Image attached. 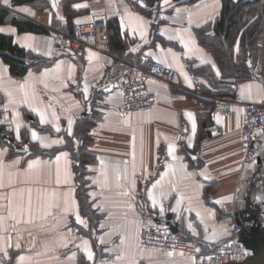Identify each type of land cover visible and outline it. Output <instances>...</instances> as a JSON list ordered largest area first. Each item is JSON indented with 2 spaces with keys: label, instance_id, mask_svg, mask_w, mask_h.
Returning a JSON list of instances; mask_svg holds the SVG:
<instances>
[{
  "label": "crops",
  "instance_id": "crops-1",
  "mask_svg": "<svg viewBox=\"0 0 264 264\" xmlns=\"http://www.w3.org/2000/svg\"><path fill=\"white\" fill-rule=\"evenodd\" d=\"M0 10V34L36 58L15 73L0 58V130L17 144L44 149L68 138L75 151L94 157L84 166L86 217L69 150L8 157L0 145V264H195L183 252L140 247L141 227L163 214L171 215L176 234L204 251L236 236L251 254L256 237L241 228L251 210L264 205V136L255 139L258 162L244 163L242 110L209 113L219 94L259 100L264 61L262 53L250 57L245 79L220 75L198 37L213 33L221 0H159L155 9L146 0H2ZM98 17L108 24L107 47L89 45L76 54L58 44L74 24ZM15 19L45 31L21 30ZM151 61L177 76L169 84L149 78L153 107L120 113L119 80L149 73ZM185 65L199 84L184 73ZM213 125L219 133L208 129ZM33 131L40 139H32Z\"/></svg>",
  "mask_w": 264,
  "mask_h": 264
},
{
  "label": "built area",
  "instance_id": "built-area-1",
  "mask_svg": "<svg viewBox=\"0 0 264 264\" xmlns=\"http://www.w3.org/2000/svg\"><path fill=\"white\" fill-rule=\"evenodd\" d=\"M2 0H0V4ZM58 44L67 47L73 53H80L85 46H93L102 49L108 45L107 21L103 17L94 19L90 24H74L71 31L65 37H58ZM256 45L262 50L264 61V43L258 40ZM26 62H33L36 58L24 57ZM149 73L143 72L134 78H122L118 87L121 94L119 111L122 114L149 110L154 105V95L148 88V79L152 78L161 83L169 84L177 76V71L159 61H151ZM184 73L194 84H199V77L194 73L191 66L185 65ZM12 79H22L19 75H12ZM263 85V95L259 100L248 101L239 94H221L213 97L212 109L209 113L211 118L217 115L229 116L234 108L242 110V123L240 126V142L243 147V162L255 163L258 152L254 146L257 135L264 136V65L260 75ZM99 104L104 100L99 99ZM208 129L219 133V126H210ZM166 217L158 215L154 222L144 224L141 227L139 245L145 249L159 251H179L190 255L196 264H224L238 262L245 258L246 252L235 242L229 239L220 242L210 251L205 252L190 239L172 233L168 229L161 228L165 224ZM111 264V262L109 263Z\"/></svg>",
  "mask_w": 264,
  "mask_h": 264
},
{
  "label": "trees",
  "instance_id": "trees-1",
  "mask_svg": "<svg viewBox=\"0 0 264 264\" xmlns=\"http://www.w3.org/2000/svg\"><path fill=\"white\" fill-rule=\"evenodd\" d=\"M18 1V0H14ZM187 2L195 0H186ZM150 6L154 0H146ZM5 15L4 10H0V21ZM16 25L21 30L42 33L44 28L30 21L15 19ZM108 31V24H107ZM262 39L264 41V0H221V11L219 17L213 24V33L204 34L198 37L199 43L208 49L216 63L220 64V75L224 78L234 77L235 79H245L250 77L248 65L246 64L247 53L250 57L260 56L261 50L256 46V42ZM238 42L239 51L237 54L233 51L234 43ZM24 57H26L23 49L12 45L10 38L0 34V58L9 65L12 73L24 68ZM24 68V69H23ZM13 140V138H11ZM14 141V140H13ZM15 142V141H14ZM1 146L9 149L10 154L13 153L12 148L0 141ZM28 156H50L60 149L70 151L72 158L77 164L73 166L77 186V198L81 209V214L89 216V202L86 196V174L85 164L91 163L94 157L91 154L84 153L78 149L74 150V145L66 138L63 145L50 149H34L30 143ZM81 163L83 166H80ZM203 250V249H201Z\"/></svg>",
  "mask_w": 264,
  "mask_h": 264
},
{
  "label": "water",
  "instance_id": "water-1",
  "mask_svg": "<svg viewBox=\"0 0 264 264\" xmlns=\"http://www.w3.org/2000/svg\"><path fill=\"white\" fill-rule=\"evenodd\" d=\"M159 3V0H154L152 4V8L155 9ZM246 64L250 66V53H247V58H246ZM91 101V100H90ZM0 141L5 143L7 146L12 148L13 153L15 154H25L28 153L30 150V146L28 142H24L23 144H17L15 143L11 138L7 137L4 135V130H0ZM248 218V217H246ZM167 222L165 225H162V228H168L171 230L173 233L176 232V230L173 228L172 224L170 223L171 220V215L168 214L166 216ZM254 219L253 218H248L244 220L245 224L243 223L241 228V231H245L247 234H249L251 237L255 238L256 242L255 247L253 248L251 254H247L244 259L238 261V262H229V263H224V264H264V242L262 241V236L263 234H258L257 232H253L250 230V227L253 223ZM238 223H240L238 221ZM245 229V230H243ZM236 230H240V228L237 226ZM239 232V231H238ZM236 237V236H235ZM234 237V240L236 244L239 247H242L237 240V238ZM243 245V244H242ZM246 248H249L247 245H244ZM258 248V249H257ZM243 249V248H242Z\"/></svg>",
  "mask_w": 264,
  "mask_h": 264
},
{
  "label": "rangeland",
  "instance_id": "rangeland-1",
  "mask_svg": "<svg viewBox=\"0 0 264 264\" xmlns=\"http://www.w3.org/2000/svg\"><path fill=\"white\" fill-rule=\"evenodd\" d=\"M32 147H34V149H36V150H38V148L44 149L42 147H38L34 143H32ZM7 152H8V154H7L8 157L11 156V155H13V154H10L9 149L7 150ZM27 154H29V153L18 154V155L25 156ZM29 157H33V156H30L29 155ZM79 164H80V166H83L81 163H79ZM257 210H258V212H257ZM248 218H253L254 219V221H253V223H252V225L250 227V230L253 231V232L254 231L257 232L258 234H263V236H262L261 239L264 242V205H259V207L257 209L251 210ZM248 218H246V219H248ZM246 219H244V220H246Z\"/></svg>",
  "mask_w": 264,
  "mask_h": 264
},
{
  "label": "snow or ice",
  "instance_id": "snow-or-ice-1",
  "mask_svg": "<svg viewBox=\"0 0 264 264\" xmlns=\"http://www.w3.org/2000/svg\"><path fill=\"white\" fill-rule=\"evenodd\" d=\"M5 2H7V0H5ZM165 2L167 3V0H165ZM24 11H27V9H24ZM0 31H3V29H0ZM141 35H143V33H141ZM86 92H87V86H85V93H86ZM189 116H190V114H189ZM41 122H42V123L44 122V117H43V116H41ZM69 124L71 125V120H69ZM69 134H71V130H70V129H69ZM32 139H33V140L40 139V138L37 136V133H36L35 131L32 132ZM61 142H62V141H52V143H61ZM41 145L44 146V147H49V146H50V144H46V143H44L43 141H41ZM172 151H173V148H172V146L170 145V146H169V153H171ZM64 155H66V154H64ZM57 159H59V157H57ZM31 166H32V165L30 164L29 167H31ZM157 183H159V182H157ZM153 187H155V185H153ZM149 199H151L152 202H153V205H155L156 201H155V198L152 196V192H151V190H149ZM77 220H78V222H80V223H84L83 221H80V220H79V216H77ZM85 243H86V242H85ZM87 255H88V259L91 260V259H92V253H91L90 251H88V252H87ZM20 259L23 260L24 257H20ZM118 259H119V257H118Z\"/></svg>",
  "mask_w": 264,
  "mask_h": 264
}]
</instances>
